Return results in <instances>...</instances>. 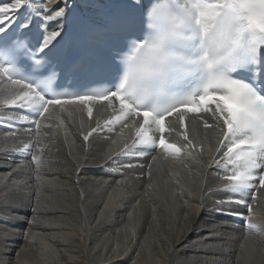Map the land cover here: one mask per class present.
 <instances>
[{
    "label": "bare ground",
    "instance_id": "6f19581e",
    "mask_svg": "<svg viewBox=\"0 0 264 264\" xmlns=\"http://www.w3.org/2000/svg\"><path fill=\"white\" fill-rule=\"evenodd\" d=\"M11 2L14 0H0V6ZM46 3L24 0L10 24L0 27L8 29L21 20L23 28L37 26L42 40L47 33L59 30L58 41L85 21L105 25L104 17L124 6L125 0H62L51 10L63 7L64 16L50 23L45 22L50 14L45 11ZM20 91L0 77V173H9L18 163L24 166L23 172L9 173L8 179L17 177L15 183L20 185L29 181L33 189L39 185L38 204L35 212L27 202L0 209V216L11 214L10 227L7 222L0 225V232L9 235V239L0 240V257L5 258V264H264V189L254 193L255 200L249 199L250 212L236 205H232V211L239 215H219L209 210L211 196L229 193L206 191L223 183L222 174L216 172L215 165L210 169L208 163L217 154L221 139L219 129L204 127L205 118L214 123L208 114H186V127L177 117L166 125V140L181 148L179 154L165 151L167 160L153 158L159 149H141L138 143L133 144L135 122L142 125L143 119L135 116L124 121L127 127L117 123L114 131L90 138L91 151L86 153L83 135L97 121L104 124L111 118V107L93 101L89 105L93 107L91 120L87 106L52 109L46 119H41L38 134L26 131L32 125L20 124L13 136L8 134V117L20 113L34 117L31 110L12 105ZM185 132L191 144L183 139ZM25 141L35 147L25 151ZM126 146L132 152L127 157L117 156ZM40 150L42 163L34 165L31 155ZM138 150L145 151L142 162L150 168H121V163L132 159V153ZM86 155L87 165L79 178L81 187L76 184L75 165L83 164ZM112 157L117 158L108 164ZM29 164L32 166L27 167ZM102 164L108 165L100 167ZM122 189H127V195L120 206L104 209L109 197H121ZM11 194L10 189L0 192V196ZM201 201L206 205L202 211ZM82 209L87 211V220ZM98 209L107 219L95 225ZM29 218L34 220L31 225ZM220 221L227 224L225 236L220 237L227 241L224 245L206 247L198 241L207 234L209 225L224 228Z\"/></svg>",
    "mask_w": 264,
    "mask_h": 264
},
{
    "label": "snow or ice",
    "instance_id": "6c2138e0",
    "mask_svg": "<svg viewBox=\"0 0 264 264\" xmlns=\"http://www.w3.org/2000/svg\"><path fill=\"white\" fill-rule=\"evenodd\" d=\"M23 2L24 0H14L0 6V25H9L13 14L23 6ZM61 2L62 0H47L45 11L50 14L45 17L46 23L64 16L63 7L55 11L51 10L52 5ZM63 2L66 3L67 0ZM145 7L144 0H125L123 16L108 30L107 53L111 67L116 72L120 71L118 61L121 53L132 37L142 31ZM153 15L155 16V13ZM189 21L196 22L200 34L199 41L193 40L189 35ZM218 22L222 23V31L227 36V57L218 55L211 44L210 33L217 28ZM159 28V36L137 39L132 44L134 54H129L126 61L123 57V74L118 87L112 91L46 98L31 84L14 78L8 68L0 67V77L7 78L12 85L18 86L21 90L15 94L16 98L12 100V105L36 113L34 117L23 113L8 117L5 121L11 125L8 134L15 136V129L20 124L34 126H29L26 131L38 134L42 127L41 119L49 112V106L84 105L87 106V115L91 120L93 107L89 105L96 101L111 107L114 115L106 119L104 124L97 121L95 126L90 127V130L83 135L86 153L91 151L90 138L95 139L104 132L114 131L117 123L121 127H127L124 121L135 116L143 119L142 125L138 121L135 122L137 130L134 145L138 143L141 149L170 150L173 154H179L181 148L169 143L165 138V133L168 131L165 120L175 115L180 125L186 127V114L206 113L214 123H210L209 119L205 118L204 127L219 129L221 136L220 147L217 149V154L210 157L209 167L211 169L215 165L216 172L222 174L223 180L222 184L206 191L229 193L224 197L211 196L212 205L209 210L219 215H239L232 211V205H236L244 206L250 212L249 199L255 200L254 193L264 189V96L258 94L249 83L230 78L222 69L225 64L233 65L232 71L240 66L251 78L264 79V62L261 61L260 55V50L264 48V0H206L193 12L187 13L183 20ZM5 30L6 28L0 27V33ZM59 36V30L47 33L39 51L43 52L50 48ZM70 47L66 45L61 50L58 62L67 65L75 75H86L88 69L80 63L73 64L70 60ZM195 73H204L206 76V83L198 93L182 101L175 100L169 95L170 90L178 86L177 82L181 77ZM96 82L108 81L98 79ZM33 104H37L38 107L32 108ZM147 104H159L160 107H148ZM183 139L191 144L186 132L183 133ZM33 147L35 144L28 141L23 144L25 151ZM209 151L211 152V149ZM41 152L42 150L31 155L32 164L42 163ZM131 152L132 149L126 146L117 156L127 157ZM132 156V159H125L121 163V168H150V165L142 162L145 151L138 150L132 153ZM116 158H110L108 164ZM32 164L27 167H31ZM108 164H102L100 167ZM86 165L87 155L83 164L75 165L78 169L76 184L81 187L79 178ZM23 168L24 166L18 163L9 169V173L23 172ZM9 173H0V176H3V180H0L3 184L0 192L5 189H10L12 192L11 195L0 196V209L10 208L19 202H27L35 212L39 185L33 189L29 181H25L22 185L16 184L17 177L9 180ZM121 191V197L117 199L109 197L104 209L120 206L119 202L124 195H127V189ZM205 206L201 201L200 210H204ZM97 211L100 215L99 218H94L95 225L107 219L104 211L99 209ZM82 212L87 220V211L82 209ZM32 223L34 220L29 218V225ZM218 224L225 227L218 230L214 225H209L207 234L198 237V241L206 247L224 245L227 241L220 237L225 236L224 230L227 224L225 221H220ZM91 226L92 223L89 222V227ZM7 239L9 235L0 232V240ZM0 264H5V258L0 257ZM9 264H12V261H9Z\"/></svg>",
    "mask_w": 264,
    "mask_h": 264
},
{
    "label": "clouds",
    "instance_id": "9594fccd",
    "mask_svg": "<svg viewBox=\"0 0 264 264\" xmlns=\"http://www.w3.org/2000/svg\"><path fill=\"white\" fill-rule=\"evenodd\" d=\"M151 14V9L149 10L148 15ZM190 25V31L189 35L192 37L193 40L199 41L200 40V34L199 30L196 26L195 21H189ZM160 33L157 35L159 36ZM210 40L211 44L213 46L214 51L221 57H227L228 56V48H227V36L222 31V23L218 22L217 28L210 33ZM187 42H185L186 44ZM227 64H225L223 67H225Z\"/></svg>",
    "mask_w": 264,
    "mask_h": 264
},
{
    "label": "rangeland",
    "instance_id": "374dc122",
    "mask_svg": "<svg viewBox=\"0 0 264 264\" xmlns=\"http://www.w3.org/2000/svg\"><path fill=\"white\" fill-rule=\"evenodd\" d=\"M6 214V215H5ZM5 214L1 213V216H0V225H3L5 222L8 223V227H10L9 225V219L8 217L11 215L10 213H7L5 212ZM4 215V216H3ZM14 224V223H13ZM13 224L11 225V227L13 226Z\"/></svg>",
    "mask_w": 264,
    "mask_h": 264
}]
</instances>
